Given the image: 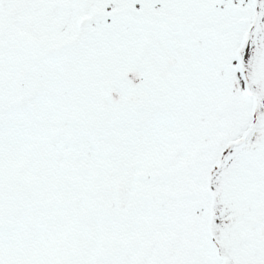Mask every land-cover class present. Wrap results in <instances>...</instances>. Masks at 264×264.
I'll return each instance as SVG.
<instances>
[{"label":"snow or ice","instance_id":"snow-or-ice-1","mask_svg":"<svg viewBox=\"0 0 264 264\" xmlns=\"http://www.w3.org/2000/svg\"><path fill=\"white\" fill-rule=\"evenodd\" d=\"M0 264H264V0H0Z\"/></svg>","mask_w":264,"mask_h":264}]
</instances>
